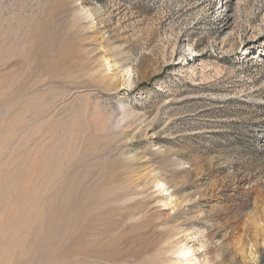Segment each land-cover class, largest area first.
I'll use <instances>...</instances> for the list:
<instances>
[{
    "label": "rangeland",
    "instance_id": "374dc122",
    "mask_svg": "<svg viewBox=\"0 0 264 264\" xmlns=\"http://www.w3.org/2000/svg\"><path fill=\"white\" fill-rule=\"evenodd\" d=\"M262 205L264 0H0V264H264Z\"/></svg>",
    "mask_w": 264,
    "mask_h": 264
},
{
    "label": "bare ground",
    "instance_id": "6f19581e",
    "mask_svg": "<svg viewBox=\"0 0 264 264\" xmlns=\"http://www.w3.org/2000/svg\"><path fill=\"white\" fill-rule=\"evenodd\" d=\"M262 208L258 210L257 213L264 214V205L261 206ZM257 216V215H256ZM260 216V215H258ZM258 216L254 218L253 222L251 223L250 232L253 237V247H256L255 253L253 254V259L256 258V253L259 254L258 258L259 261H264V225L260 224L258 222ZM181 252L178 253L184 257V260L181 262V264H198V263H192V260L188 258L190 254L192 253V248L183 246L180 250Z\"/></svg>",
    "mask_w": 264,
    "mask_h": 264
}]
</instances>
